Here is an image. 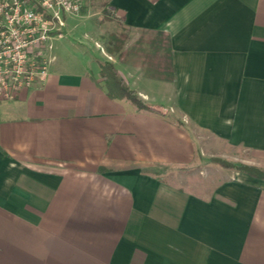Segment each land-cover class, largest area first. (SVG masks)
<instances>
[{
	"label": "crops",
	"instance_id": "crops-1",
	"mask_svg": "<svg viewBox=\"0 0 264 264\" xmlns=\"http://www.w3.org/2000/svg\"><path fill=\"white\" fill-rule=\"evenodd\" d=\"M109 3L135 33L122 57L71 17L44 86L0 103V264H264V186L149 171L193 165L194 131L264 155V0ZM142 36L173 70L138 62ZM105 62L166 116L112 98Z\"/></svg>",
	"mask_w": 264,
	"mask_h": 264
},
{
	"label": "built area",
	"instance_id": "built-area-1",
	"mask_svg": "<svg viewBox=\"0 0 264 264\" xmlns=\"http://www.w3.org/2000/svg\"><path fill=\"white\" fill-rule=\"evenodd\" d=\"M81 10L82 0H0V103L44 86L52 43Z\"/></svg>",
	"mask_w": 264,
	"mask_h": 264
},
{
	"label": "rangeland",
	"instance_id": "rangeland-1",
	"mask_svg": "<svg viewBox=\"0 0 264 264\" xmlns=\"http://www.w3.org/2000/svg\"><path fill=\"white\" fill-rule=\"evenodd\" d=\"M110 13L109 18L101 23L103 9ZM81 14L90 15L96 19L103 29L98 32L97 40H100L99 50L108 52L107 43L103 39L111 40L114 35L120 36L124 44L135 37V33H130L124 29L121 19L117 17L114 9L109 5V0H82ZM82 25V24H81ZM80 25V26H81ZM88 25V24H87ZM91 25V24H90ZM88 31V26L83 29ZM103 34V35H101ZM144 45L136 51L138 62L146 63L153 68H160L161 71L168 70L169 50L165 39H160L153 44L148 36H142ZM104 48V50H103ZM56 55L57 52H55ZM108 54V53H107ZM91 57V56H90ZM169 72V70H168ZM196 140V160L193 165L186 168L176 167H154L149 169L152 174L159 176L162 180L172 182L184 187L199 184L202 188H212L229 180H254L264 186V155L251 152L245 149L230 147L213 140L205 132L194 131ZM242 166L254 167L260 171L255 173L241 169Z\"/></svg>",
	"mask_w": 264,
	"mask_h": 264
},
{
	"label": "trees",
	"instance_id": "trees-1",
	"mask_svg": "<svg viewBox=\"0 0 264 264\" xmlns=\"http://www.w3.org/2000/svg\"><path fill=\"white\" fill-rule=\"evenodd\" d=\"M110 5V3H109ZM111 6V5H110ZM109 12L106 10V8L103 9V19L101 23H104L109 18ZM109 48L108 52L111 54L119 53L120 57L124 55L125 52L122 53L124 48V42L121 40L120 36L114 35L111 40L108 41ZM144 68L148 70V74L152 76H162L160 73L157 74H151L149 72L148 65H143ZM170 69H172V65L170 66ZM160 70V68H158ZM172 72V71H171ZM101 73L102 77L104 78L106 85L109 89V95L112 98H123L128 100L130 103H132L134 106H136L139 110L143 111H149L153 112L162 116H166L165 109L162 107L154 106L151 104L146 103L136 91L132 90L125 82V80L122 78V76L118 73L115 66L112 63L105 62L101 64ZM241 169L246 170L247 172L252 171L255 173H260V171L254 167L249 166H242ZM251 173V172H249Z\"/></svg>",
	"mask_w": 264,
	"mask_h": 264
}]
</instances>
